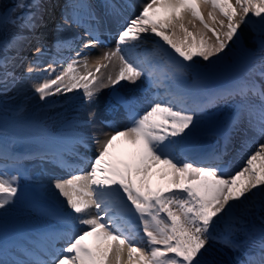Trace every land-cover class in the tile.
<instances>
[{"label": "snow or ice", "instance_id": "1", "mask_svg": "<svg viewBox=\"0 0 264 264\" xmlns=\"http://www.w3.org/2000/svg\"><path fill=\"white\" fill-rule=\"evenodd\" d=\"M32 6L39 10L41 0H33ZM84 7L83 0L75 5L68 0L65 11ZM105 8L114 10L115 6L105 0ZM160 9L164 10V18L154 19ZM79 17V12H74L63 15L62 20L64 24H79ZM253 17L257 19L254 21ZM88 18L94 20V13L89 11ZM9 22L21 32L0 41V76L3 77L0 83L5 84L12 76L7 53L19 49L24 31L35 34L39 19L33 13ZM249 24L259 25V36L253 37V43L259 40L261 63L258 68H249L246 78L225 90L222 98L236 103L230 130L245 121L252 131L264 137V0H147L139 14L118 31L115 49L97 57L94 68L89 65L88 50L96 47L99 40L93 30L85 29L84 35L91 39L82 44L75 57L61 62L62 70L57 73L53 60L33 75L37 67L33 61L27 77L34 80V94L40 101L78 91L82 93V104L90 106L101 90L108 87L115 90L125 81L135 85L138 79L147 77L159 86L153 80L154 70L123 55L124 46L141 40V34L157 37V48L183 69L194 65L195 58H202L208 64L218 62L230 43L240 42L241 26ZM56 28L63 31L64 25L58 24ZM37 43L40 46L34 55L38 59L45 46L38 38ZM72 43L58 36L53 47H71ZM114 59L118 63H113V70L105 75L102 70ZM94 118L95 113L91 112L87 120H80L76 126L89 125ZM195 121L194 111L154 98L142 114L130 117L125 128L106 134L103 140L93 138L99 148L95 157L84 162L88 165L86 169L70 163L64 152L53 153L51 157L45 154L43 159L69 173L66 178L53 177V186L65 199L69 218L78 221L79 227L73 225L64 233L66 247H34L28 250L32 253L30 259L11 264H208L203 256L208 241L216 239L212 229L225 217L233 216L234 208L239 206L233 202L242 204L250 199L249 194L264 195V144L235 172L197 166L178 159L175 154L192 134ZM118 137L135 148L132 161L121 166L105 161L109 147ZM3 158L0 150V159ZM156 165L164 166L160 175L166 185L153 189L149 175ZM17 193V178L0 175V209L12 204ZM92 208L95 214L87 215ZM87 239L90 243L85 242ZM223 242L234 246L227 238ZM41 253L47 258H41ZM0 264L9 262L0 261ZM244 264H264V232Z\"/></svg>", "mask_w": 264, "mask_h": 264}, {"label": "bare ground", "instance_id": "2", "mask_svg": "<svg viewBox=\"0 0 264 264\" xmlns=\"http://www.w3.org/2000/svg\"><path fill=\"white\" fill-rule=\"evenodd\" d=\"M71 1L73 2V0ZM89 1H90L89 4L93 3L92 0H89ZM127 1H129L132 5H134L135 8H138L140 10H141L142 5L147 2V0H127ZM57 2H59V0H41L42 6L39 10L35 9L32 6L33 0H20L19 4L16 6L17 10H19L22 7H25V8L29 7L28 8L29 12L30 11L34 12L37 18L39 19V22H42V20L43 22H45L39 26V29L35 31V34L24 31L21 36V38L23 39V43L20 45L19 49L11 50L9 51V53H7L8 58L11 61L8 64V67H10L11 72H13L12 76L16 75L17 76L16 79L18 81L22 79L21 80V82L23 83L22 86L16 85L17 83L16 84L14 83V85L18 87L19 94L22 97V100L20 102L26 103L27 108H29L28 106L30 105L33 109H36L42 106L48 100L46 99V101H40L39 97L34 94V90H33L34 80L27 77V69L30 66V64H32L33 61H36L37 67L34 68V71H33V75H36L38 70L45 69L50 63H52V60H55L56 63L53 65V67L56 68L57 73H58L59 72L58 69H61L63 66L61 62L68 61L74 57L76 50L73 48V46L76 43V35L77 33H80V32L82 33V31H78L81 29L82 26L78 27L77 24H71V25L64 24V21L62 20L63 15L70 16L73 12H75L73 11V8H68L66 12L65 4H64L62 9L59 10L61 5H59ZM28 3H30V5H28ZM137 3L139 5H137ZM87 4H88V0H86L84 4L88 12L91 11L92 13H94V15H96L98 19L99 17L100 19L102 18V21L107 23L109 26L114 27L119 22H121L120 19L123 16V11L117 5H114L115 6L114 10H109V9L104 8L102 12H98V11L94 12L90 9V6H87ZM54 6L57 7L56 15L54 16L55 20H58L56 25L63 24L64 25L63 31L58 32L56 25L54 26V22L50 26V23L46 18L48 12L52 11ZM60 12H64L62 13V16L58 15V13ZM205 13H206V10H205ZM159 14H160L161 19H163L165 15L164 10L160 9ZM87 19L86 17L85 19H83L82 17V20L80 21L85 24H92L93 22L97 23V21H93L89 19L87 20ZM18 32H21V29L17 30L15 33L17 34ZM52 34H55L56 38L59 36L61 39H67V40L72 41L73 42L72 46L71 47L56 46V50H53L49 44L44 45L45 40L51 39L53 37ZM47 35H49V38L47 37ZM141 35H142V39L139 40L140 42H143V43L150 42V40H145L146 34H141ZM243 36L246 39V43L249 46L256 47L258 43L254 44L253 42L249 40V39H253L252 30L251 31H249L248 29L244 30ZM37 38L40 39L43 45L45 46L42 49V55H40L38 59L36 58V56H34L36 48L40 46L37 43ZM31 42L33 43L31 44ZM60 48H61V51H59ZM46 49L47 50L49 49L48 51H50V53L48 52L46 53ZM104 51H107V49H105L102 46H98L93 51L89 52L88 62H89L90 67L92 66V68H94V64H95L97 57L101 56ZM168 51L171 52V49H168ZM172 55L175 57V53H172ZM45 58H49L48 61L47 62L44 61L42 64H40V62ZM37 60H39V63L37 62ZM40 65L42 66L39 67ZM1 78L3 79V77ZM175 78H173L172 81H174ZM11 83H13V81H11ZM204 83L205 82L201 79L195 80L191 84L190 86L191 90L189 92L184 91L181 86L177 84L175 85L174 83H172L174 89L169 87V89L164 90L165 93L169 92L167 94H164V97H165L164 101L165 102L171 101L174 104L171 94H173L175 91L179 92L178 95L188 97L190 101L187 103V105L189 107V110H192L196 113V121H197L199 118H203L204 115L206 114L207 108H204L207 105L206 98L208 95H212L214 91L212 90L213 88L207 89ZM121 84H123V82ZM224 90L223 89L222 91L218 90L216 93L214 92V95L218 94V96H223V93L225 92ZM160 97H161L160 99H162L161 95ZM175 100L178 101V99L176 98ZM130 106L129 105L127 106L126 104L124 105L118 104L114 100H112L110 96L107 97L104 93H101L98 95L97 99L95 100L93 104H91L90 106L85 105L84 108H81L82 110L79 114H77L78 112H76L75 108L67 112L66 116L63 118V120L66 122L63 128L65 132L67 131V133L64 134L62 132L63 133L62 135H60L61 133L59 134L55 133L54 135H52L51 133L44 134L48 138H50L51 140H53L54 142L58 144L47 142L43 140L42 138L37 140V138L34 137L33 135L31 136L29 134H22V137H25L27 141H24L25 144L23 145V148H21L20 150L22 151L28 148L27 150L38 151L37 155L39 158L44 157L45 154L52 155L53 153H58V152H64L68 155L76 154V159L74 160L76 162V165L78 167H81L82 165H84L85 166L84 168L86 169L87 166L86 164H84L85 161H82L81 159L83 158L86 160L92 156H95L99 148V145L97 143H94L93 138H99L103 140L104 138H106V134H111L114 131L121 130L125 128L126 126H128V122L130 123V117L134 115V113H132ZM91 112L95 113V118L92 120L91 124L86 125V126L77 127L76 125L78 124V122L80 120H87L88 115ZM43 114H39L38 112V115L36 117L39 119H42ZM231 120L227 122L224 128H222L219 132H216V133H211V134L207 133L205 135H201L200 133H196V130L194 129L192 134L185 141L184 145L182 146L183 147L182 149L185 150V152H187L188 154L192 151H196L197 155H200V158L205 163V165L209 166L211 165L209 160L205 159V156L203 157L201 155L202 152L200 151V148L202 146V140L209 138V142H210L209 145L213 146V148L215 149L217 147L218 148L220 147L221 139L225 137V142L226 144L229 145L230 149L226 156L224 164L223 163L222 164L224 167H227L226 172H235L242 166V162L246 160V158L249 155H251L258 149L260 144H264V137H260L256 132L252 131L248 127L245 121H242L236 128L230 130L229 124ZM84 130L87 131L86 134L82 133ZM218 133H219V136L217 138L218 145L216 147L215 146L216 137ZM69 135H72L73 138H69ZM82 140H85L86 141L85 143L87 144V148L84 150L77 147V144H82L83 142ZM189 141H192V142L188 143ZM185 147L187 148L189 147V149H186ZM124 148L129 149V151H125ZM190 149L192 151H190ZM0 150H2L3 154L6 152L2 146H0ZM109 151H112L113 154L109 153ZM109 151L106 157L109 159L113 157V156L111 157V155H114V159H115V162H113V164L110 163V165L121 166L122 164H124L125 161H128L129 163L132 161L135 148L134 146L129 145L123 138L118 137L113 142V145L109 147ZM175 154L177 155V158L180 160L186 159L184 156H182V154L178 152V150ZM16 158H18L17 160L22 159L19 154L17 155ZM119 160H120V163L118 164ZM12 161L17 162L16 159H13ZM221 161L223 162L224 160L221 159ZM0 164L2 163L0 162ZM39 165H42V166H39ZM31 166H34V165L31 164ZM163 167H164L163 165H159L152 170V173L155 174L154 175L155 177L153 178L150 177L149 182L153 186H156L157 184L162 182V180L160 179L161 178L160 172H161V169H163ZM35 168L37 169V171L36 173H34V175H37L38 177L37 180H41V179L43 180L46 177L47 174L44 171L46 168L50 169L51 172L53 173L52 178L55 176L67 177L69 175L66 173L67 171L63 169H58L56 165L50 162H44V161H40V163L37 162L35 165ZM29 175L32 176V173L30 171H29ZM31 179H35V178L31 177ZM42 187L49 189L50 192H52L49 195L50 198L53 197L55 201L62 202V203L64 202L65 207L67 208L65 199L59 196L52 182L46 181L43 186H41L40 188H37L38 191L41 192ZM156 188H162V187L156 186L153 189H156ZM41 193L44 194L43 192ZM249 196H250V199L245 201L242 204L240 202H233L234 204H239L238 207L234 208L233 216L225 217L221 221L222 222H232L229 220L237 216V218L243 220L241 224L245 225V221L248 217L247 215H249L256 207L259 208L262 205H264V195L256 194L253 197L251 194H249ZM23 198L26 199V201L29 204V198L26 196H24ZM66 210L70 211L69 209H66ZM93 214L94 213H92L89 209V212L87 213V215H93ZM28 215L30 216V218L26 217L27 220L34 219L36 221H40L42 219H46L44 217L33 215L31 213H28ZM21 216H23L22 213L19 217ZM75 222L77 226L79 227V222L78 221H75ZM219 230L221 231V233H225L224 230H221V229ZM229 232L233 233L234 236L237 235V232L235 233L232 231H229ZM142 234L143 233L141 229L140 235ZM225 234H227V232ZM85 242L90 243V239H87ZM222 243L227 244L226 242H222Z\"/></svg>", "mask_w": 264, "mask_h": 264}, {"label": "rangeland", "instance_id": "3", "mask_svg": "<svg viewBox=\"0 0 264 264\" xmlns=\"http://www.w3.org/2000/svg\"><path fill=\"white\" fill-rule=\"evenodd\" d=\"M92 1H93V6L95 8H97V9L103 8L102 7V0H92ZM19 2H20V0H0V21H2V24H0V41L5 37H7L8 39L11 38L13 35L16 34L15 32L17 30H20L19 27L12 26V24L9 21H11L12 19H17L19 21L20 19L26 18L27 16L34 13L31 11L29 12V9H28L29 7L25 8V7L21 6L22 8L17 10L16 6L19 4ZM118 4H119V2H118ZM28 5H30V3H28ZM137 5H139V4L137 3ZM120 7H121V5H120ZM123 8H124V13L126 15L130 16V18H133L135 15H138L140 12V9L135 8L134 5H132L131 3L124 2ZM4 16L7 18L6 21L3 19ZM153 18L154 19H161L159 11H158V15L154 16ZM246 29H248L249 31L252 30L253 31V37L254 36L257 37V32H258L257 30L258 29L254 28V24L242 25L240 28V31H239V35L241 37V39H240L241 44H242V42L244 43V44H242V46L245 45L244 47L250 49V51H256L258 53H261L259 47L257 46L258 45L257 41L254 43V44H257L256 47L255 46H253V47L249 46L246 43V39L243 36L244 30H246ZM18 33H20V32H18ZM145 34H146L145 40H150V42L143 43L140 41H136V42H134V44H131V45L134 46V48L136 50L149 53L152 58L160 61L162 63V65L168 66L169 69H172L173 65L169 66L167 64L168 60L171 61L169 59V57L167 55H165V53L163 51H161L159 48H157V46L155 44V41L158 38L155 37L151 33H145ZM249 40L251 42H253V39H249ZM32 43L33 42H31V44ZM160 43L163 44L162 41ZM78 45L79 46L77 47V50L81 48L82 43H79ZM98 46H103L104 48L107 49V51H109V50H112L109 47L115 46V45L112 44L110 46L109 45L104 46L103 44H100V45H97L96 47H98ZM96 47H94V48H96ZM164 47L168 48L167 45H164ZM28 48H29V46H28ZM90 51H92V50L91 49L88 50V54ZM225 53L231 54L235 57H237V56L241 57L243 55V53L240 51V49L238 47V44H236V43H230L229 47L227 49H225ZM225 53H222L221 56L224 55ZM261 55H262V53L260 54V56L258 55L259 57L257 58L259 60V64L261 63V60H260ZM197 59H199V58H195L196 61H197ZM113 63H118V61H116L114 59L113 62L109 64L108 68L102 70L105 75H107L106 72L108 73V72L113 70V68H112ZM257 66H259V65L257 64ZM211 68L213 69L214 72H216L218 74H220L221 71L223 70L222 67H220L217 64H214L213 66H211ZM195 69L197 70L196 72H191ZM58 70L60 71V70H62V68L58 69ZM80 71L83 72V68H81ZM189 72H191V73L189 74ZM179 75H181L180 76L181 78L179 76H176L173 83L175 85L177 84V85L181 86L183 88V90L186 92H189L191 90L190 86L193 83V81L196 79H198V80L204 79L208 83L210 82V80H209L210 77L212 79H215V77L213 75L207 73L206 70L202 69L199 66L196 67L195 64L192 65L191 68H188L187 77H185L181 73H179ZM52 78H54V75ZM23 79H25V78H23ZM180 79H182L184 82H182ZM257 79H259V77H257ZM21 80L22 79H20L17 82L18 84H16V85L22 86L23 83L21 82ZM206 82L204 83L205 87L207 89L212 88ZM230 82L234 83L235 80H230ZM142 83H143V81L137 80L136 84L133 85V84L125 81V82H123V84H121L120 87L125 92L130 93V95L136 96L137 87ZM109 88L110 87L101 90L99 92V94L104 93L108 97V89ZM16 93H19V89L17 86H15V88H12L10 91L6 90L3 93H0V121L3 123L2 132L0 134V143H1V145L6 146V148H8L11 151H18L25 144L24 141H27V139L25 137H22V134H29L31 136L33 135L34 137L37 138V140L42 138L43 140H45L47 142L58 144V143L54 142L53 140H51L50 138H48L44 134L45 133H51L52 135H54L55 133L56 134L61 133L60 135H62L63 133L64 134L67 133V131L65 132V130L63 128V126L66 124V122L63 120V118L66 116V112L68 110H70V107H73V106H69V102L74 101V107L76 106V112H78V114L81 112V110H82L81 108H84V106H85L82 104V99H81L82 93L78 92V91H73L72 93H68L66 96L56 95V96L48 97L47 99H49V101L45 102L42 106H40L39 110L38 109L33 110V108H30V109L24 111L23 113H18L19 112L18 109L22 108L26 103L23 104L22 102H20V97L17 96ZM50 98H53V99H50ZM53 101H56V104H54L55 103L54 102L53 103L54 106L51 109H49V111H48V108L45 107V104L47 105L49 103H52ZM139 102L141 103L142 100L139 99ZM4 105H7L9 107L11 106V109L13 108V110L9 109L8 107H3ZM217 108L218 109L216 111L210 112L205 116L207 119L197 120L195 122L196 133H200L201 135H204L205 133L210 134V133L218 132L221 128H223V126H225L226 119L231 114H233L235 112L236 103L225 102V103L218 105ZM47 111H48V113H46ZM38 112H39V114H43V113L47 114L44 117L46 118V116H47L48 120H44V119L40 120L39 118L35 117L38 115ZM34 118L36 120H33ZM45 130H47V131H45ZM82 133L86 134L87 131L84 130ZM69 138H73V136L69 135ZM82 141H83V143L86 142L85 140H82ZM216 141H217V139H216ZM191 142L192 141H189L188 143H191ZM77 145H78L77 147L81 148L82 150L87 148V144L86 145L77 144ZM124 149H125V151H129V149H126V148H124ZM109 153L113 154L112 151H109ZM93 157H95V156H92L89 159H91ZM111 157L112 158H109V159L107 157H105V161L109 162L108 164H110L112 161H114V155H111ZM36 163L32 162V161L30 162V165L31 164L34 165V166H30V169L32 170V171H30L32 173L31 177L35 178L32 180L33 183L32 184L31 183H22V181L17 178L18 189L27 190V191L30 187L37 189V188H40L41 186H43L46 181H50V182H52V184H54V181L52 179L53 173L48 168H46L44 170L45 173L47 174L46 177L43 180L42 179L37 180L38 179L37 175H34V173H36V171H37V169L35 168ZM39 166H42V165H39ZM157 166H159V165H156V167ZM152 170H151V173L149 175V178L155 177L154 176L155 174L152 173ZM0 175L14 176V174L7 173V172H0ZM161 180H162V182H160L156 186H158V187L160 186L163 188L166 185V182H165L166 180H163V179H161ZM150 185L152 188L156 187V186H153L151 183H150ZM41 192H43L47 196H49L52 193V192H50L49 189H46L44 187L41 188ZM24 196L28 197V195L20 194V197L22 198L20 201L23 202L22 204L13 201L12 204L6 206L4 209H0V238H5V237L1 236L4 228L9 227L12 229H22V228L26 227L27 225L39 227L41 225L46 224V221H43V220L36 221L34 219H30V220L26 219V217L30 218V216L28 215L29 212L24 211V209L22 207V206H26L25 204H28L26 199L23 198ZM58 203L60 204V207L62 209H64L65 211H68V210H66L68 208L65 207L64 202L63 203L58 202ZM260 211L262 213H264V205L261 206ZM21 213L23 214V216L19 217L21 215ZM251 213H252V215L247 219V222H245V225L241 224L243 222L242 219H239V218H237V216H235L234 218L229 220L232 222L220 221L218 224H216L214 226V228L212 229V233L216 237V239L208 241V244L206 246L207 247L206 252H208V254H205L206 252L204 253V255L207 257H209V255H211L212 258L210 261L207 260L206 258H203L208 262V264H234V262H235L234 258L237 257L238 255L241 256V249H242L241 247H246V248L249 247L248 246L249 245L248 240L245 238L244 235L250 229L251 224H256L255 223L256 221L253 220L255 213L254 212H251ZM253 213H254V215H253ZM219 229L224 230V232L225 233L227 232V234L221 233V231ZM235 229L237 231H235ZM229 231H232L234 233L235 232H241L243 234V236L240 240H237V242L234 241L235 245H240V248L227 247V246H224L223 244H221V242H222L221 240L224 241L225 238H227V240H230V241L232 239H238L239 238L238 236L235 237L234 234L229 232ZM218 245H220L221 248L218 249L217 248ZM15 255L17 256L16 258L5 253V251H3L2 253H0V261H6V262H9V264H11L12 261H24V260L30 259L28 257L20 256L16 252H15Z\"/></svg>", "mask_w": 264, "mask_h": 264}, {"label": "trees", "instance_id": "4", "mask_svg": "<svg viewBox=\"0 0 264 264\" xmlns=\"http://www.w3.org/2000/svg\"><path fill=\"white\" fill-rule=\"evenodd\" d=\"M3 19L5 20V18H3ZM254 19L256 20L257 18H254ZM257 26L259 27L258 24H257ZM221 61H223V64L227 68V70H231L230 68L238 69V67H239V64H238L237 60L231 54H228V53L224 54L222 59H221ZM203 63H204V61H203Z\"/></svg>", "mask_w": 264, "mask_h": 264}]
</instances>
